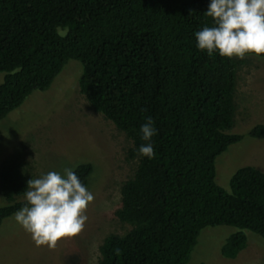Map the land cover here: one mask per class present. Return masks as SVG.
Here are the masks:
<instances>
[{
    "label": "trees",
    "instance_id": "obj_1",
    "mask_svg": "<svg viewBox=\"0 0 264 264\" xmlns=\"http://www.w3.org/2000/svg\"><path fill=\"white\" fill-rule=\"evenodd\" d=\"M210 2L0 0V119L72 59L81 65L79 92L131 140L127 156L137 164L114 211L130 228L104 236L98 264H186L207 226L236 228L220 247L227 258L245 247L244 230L264 238V173L241 166L229 190L214 180L216 156L241 138L229 132L241 60L197 47L195 33L213 24ZM148 117L157 129L151 141L140 131ZM262 133L260 123L248 131ZM149 142L152 159L138 153ZM91 170L73 169L85 186ZM27 181L17 159L1 165L0 224L26 204L18 198Z\"/></svg>",
    "mask_w": 264,
    "mask_h": 264
},
{
    "label": "rangeland",
    "instance_id": "obj_2",
    "mask_svg": "<svg viewBox=\"0 0 264 264\" xmlns=\"http://www.w3.org/2000/svg\"><path fill=\"white\" fill-rule=\"evenodd\" d=\"M240 60L229 132L241 138L214 160V180L225 190L241 166H253L264 173V133L256 137L248 134L254 124L264 125V57L246 55ZM80 74V63L68 60L47 88L31 91L0 119V167L17 159L29 180L90 163L86 187L95 198L87 208L86 226L74 237L61 238L54 249L37 247L13 213L0 224V264H98L104 236L122 235L130 228L114 211L120 206V186L132 176L137 157L127 156L131 140L79 92ZM3 75L0 72V83ZM6 203L0 193V206ZM235 230L230 225L201 229L186 264H264V238L249 230H244L245 247L234 258L220 253L226 237Z\"/></svg>",
    "mask_w": 264,
    "mask_h": 264
},
{
    "label": "clouds",
    "instance_id": "obj_3",
    "mask_svg": "<svg viewBox=\"0 0 264 264\" xmlns=\"http://www.w3.org/2000/svg\"><path fill=\"white\" fill-rule=\"evenodd\" d=\"M205 15L213 24L205 25L195 37L197 47L210 57L214 53L240 59L249 54L264 55V0H211ZM140 131L145 141L157 134L151 117ZM138 153L149 159L155 156L150 142L142 144ZM94 198L73 168H64L63 174L49 171L27 181L26 204L14 217L37 247L54 249L61 238L74 237L84 230L87 208ZM120 251L116 249V254Z\"/></svg>",
    "mask_w": 264,
    "mask_h": 264
}]
</instances>
